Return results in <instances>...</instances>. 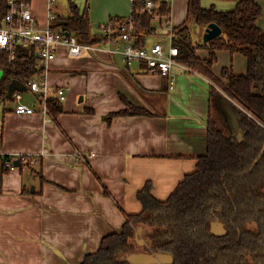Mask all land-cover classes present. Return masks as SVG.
<instances>
[{"label":"crops","instance_id":"crops-1","mask_svg":"<svg viewBox=\"0 0 264 264\" xmlns=\"http://www.w3.org/2000/svg\"><path fill=\"white\" fill-rule=\"evenodd\" d=\"M70 2L81 12L75 0H68L66 11L55 0L56 16H69ZM257 2L262 13L256 23L264 31V0ZM235 3L200 0L203 8L220 11L233 9ZM31 4L38 24L45 26L47 0ZM85 4L93 33H100L111 18H125L131 12V0ZM187 5L188 0H170L172 27L187 20ZM187 23L192 42H203L205 27L194 20ZM195 24L200 28L193 35ZM93 44L95 50L77 57L69 56L61 45L45 65L42 77L51 89L66 91L59 101L62 110L53 120L40 113H14L12 106L0 112V153L40 155L45 179L40 183L18 168L3 176L0 264H80L85 254L97 251L103 236L121 229L126 214L141 211L137 192L147 181L153 197L165 200L195 169L197 156L206 152L211 82L204 74L178 62L171 67L175 84L169 89L167 76L150 72L143 62L125 65L121 55ZM195 52L200 58L209 53L206 48ZM228 66L244 74L246 58L216 51L214 74ZM121 95L151 114L107 120L111 112L127 107ZM217 105L232 107L221 97ZM77 150L87 156L85 162L76 161Z\"/></svg>","mask_w":264,"mask_h":264},{"label":"trees","instance_id":"trees-1","mask_svg":"<svg viewBox=\"0 0 264 264\" xmlns=\"http://www.w3.org/2000/svg\"><path fill=\"white\" fill-rule=\"evenodd\" d=\"M234 1L233 9L220 11L203 8L200 0H188L187 20L172 27V42L178 50L175 59L211 82L206 152L197 156L195 169L165 200L153 197L152 183L147 181L137 192L141 211L126 214L121 229L103 236L97 251L85 254L80 264H264V31L256 23L262 8L257 0ZM69 7L71 14L56 16L51 27L73 32L82 42L98 41L88 9L80 12L73 2ZM142 7L143 3L135 0L129 14L138 46L145 45L146 38L155 33ZM160 12L170 13V7L161 3ZM123 20L111 18L108 24L115 27ZM189 20L202 27L214 22L222 32L208 42L193 43ZM197 48L208 49V56L200 58ZM218 50L243 55L246 73L236 74L228 66L214 74L212 65ZM37 65L35 55L22 49L0 78V101H9L13 79L41 72ZM220 97L236 111L237 128L221 113L217 105ZM120 98L127 107L111 112L107 120L115 115L151 114L123 95ZM60 106L59 101L50 100L53 116L62 110ZM4 111L6 108L1 109ZM86 111L91 112L90 108ZM31 160L35 163L29 164ZM14 167L20 171L27 167L40 183L45 181L40 155L0 153V192L3 176ZM212 223L222 225L224 233L211 232ZM142 253H154L163 261H146L137 256Z\"/></svg>","mask_w":264,"mask_h":264},{"label":"built area","instance_id":"built-area-1","mask_svg":"<svg viewBox=\"0 0 264 264\" xmlns=\"http://www.w3.org/2000/svg\"><path fill=\"white\" fill-rule=\"evenodd\" d=\"M134 1L131 0V5ZM137 1L143 3L142 11L150 16L155 33L158 28L162 27L163 23L168 26V32L163 36H169V45L161 41L143 46L136 45V35L130 15L123 18L124 20L117 23L115 27L111 24L104 26L99 33V40L96 42L102 44L103 49L107 52L121 55L125 65L143 62L150 72L167 76L169 89H172L175 78L171 74V67L178 63L175 59L178 50L172 42L175 35L171 26L170 13L160 12L161 3H166L170 7V0ZM54 2L55 0H47V24L41 27L33 13L31 0H0V67L4 69V72L10 70L9 65L16 60L17 54L22 49H27L35 55L38 61L37 66L42 69L41 72L33 76L15 78L24 89H15L10 94L9 100L12 99L15 102L11 110L17 114L40 113L45 116L47 121L54 118L50 108V100H64L66 91L64 87L51 89L44 76L42 77L46 68L45 65L56 57L57 50L61 45L65 46L67 54L72 57L96 49L94 42L79 41L73 32H64L61 28L51 27V22L56 18L53 9ZM24 90L31 93L32 101L24 99ZM75 159L78 162H85L87 156L77 150L75 151ZM34 163V160L29 162V164Z\"/></svg>","mask_w":264,"mask_h":264},{"label":"water","instance_id":"water-1","mask_svg":"<svg viewBox=\"0 0 264 264\" xmlns=\"http://www.w3.org/2000/svg\"><path fill=\"white\" fill-rule=\"evenodd\" d=\"M221 32H222V29L216 23L211 22V23L207 24V26L205 27L203 36H202L203 42H208V41L214 39L215 37L219 36L221 34ZM15 89H17V90H23L24 89L22 84L17 79H13L11 81V83L9 84V94H11L12 91H14ZM220 110H221V113L223 114V116L225 117L226 121L230 125H231V123L236 122V116L237 115L235 114V112L233 111L231 106L225 105ZM15 165H17V162H15ZM211 232H214L216 234H222V233H224V228L220 224L212 223L211 224ZM135 233L139 234L138 228L135 229ZM141 242H142V240H141ZM137 256L139 258H145L146 261H161V262L163 261V259L159 260L158 256L154 253H142V254H139Z\"/></svg>","mask_w":264,"mask_h":264},{"label":"rangeland","instance_id":"rangeland-1","mask_svg":"<svg viewBox=\"0 0 264 264\" xmlns=\"http://www.w3.org/2000/svg\"><path fill=\"white\" fill-rule=\"evenodd\" d=\"M56 1L64 8L65 11H66V9L68 10V8H67L68 7V0H56ZM85 1L86 0H75V3L80 6L81 12L85 11L86 8H87V4H85ZM81 4H82V6H81ZM61 13L64 14L63 11ZM199 28H200V26L197 25V24H195L193 26V28H192V30H193L192 31V34L193 35H196V32L199 31ZM166 32H168V26L165 23H163L162 27L161 28H158V30H157V32L155 34H152V35H150V36H148L146 38L145 44L149 45V44H152L154 42L161 41L162 43L169 45V43H170L169 36L168 35L163 36V33H166ZM3 73H4V69L0 67V78L2 77ZM23 96H24V99L25 100L26 99L27 100H31V101L33 100V96L31 95V93H29V92H27L25 90L23 91ZM14 103L15 102L12 99L9 100V101H6V102L0 101V112H1V109L2 108H7L8 106H12ZM231 125H233L235 128L238 127L237 116H236V122L235 123H231ZM139 248H140L139 250H143L142 247H139Z\"/></svg>","mask_w":264,"mask_h":264}]
</instances>
